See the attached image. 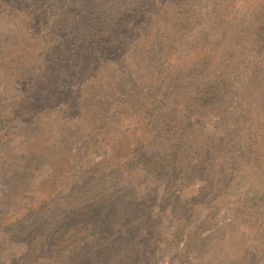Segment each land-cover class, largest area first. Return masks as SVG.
Wrapping results in <instances>:
<instances>
[{
    "label": "rangeland",
    "instance_id": "1",
    "mask_svg": "<svg viewBox=\"0 0 264 264\" xmlns=\"http://www.w3.org/2000/svg\"><path fill=\"white\" fill-rule=\"evenodd\" d=\"M170 1L0 0V264H264L246 178L264 184V163L235 151L254 117L208 96L210 69L245 56L221 50L236 23H204L216 0ZM226 1L233 22L243 2ZM261 44L244 49L264 61Z\"/></svg>",
    "mask_w": 264,
    "mask_h": 264
},
{
    "label": "trees",
    "instance_id": "2",
    "mask_svg": "<svg viewBox=\"0 0 264 264\" xmlns=\"http://www.w3.org/2000/svg\"><path fill=\"white\" fill-rule=\"evenodd\" d=\"M177 1L178 0H175V2L170 1V3L177 4ZM179 1L180 3H182V0ZM197 1L198 0L191 1L190 6ZM233 1L236 2L237 0H231L230 2ZM244 1L246 4L244 3ZM216 2L221 3L222 7L219 4V9H216V7H213L212 9L211 5V9L209 11H212L214 20L210 21V18L208 16H205L204 23H236L233 25L224 26L223 37L230 38L232 40V43H230L229 45H223L221 47V50L222 52L236 53L242 51L240 55L245 56L237 57V59L234 60L230 54L226 56L224 55L226 64L224 65V62L220 61V71L226 69L227 67L229 68V66L233 63L234 69L232 73H229V75L227 72H224V74L222 75L220 71H218V67H212L210 69V75H216V77L220 76V78H217L219 79L217 83H208L210 87L213 86L208 96L215 94L218 90L217 88L221 85V87L226 88V91L229 94L227 99L235 101L234 110L233 112H229V114L231 115H228L229 118L234 119L235 121H239V118H242L244 113L252 115V117H254L253 122L248 128L240 127L238 130H236L237 132H239L238 139L240 141V145L235 149V151H237L241 155L244 154V158H246L245 160L247 161V163L250 162L252 169L255 170L253 166H257L259 164L261 165L262 163H264V132H258L259 128L264 125V119L262 120V118H260V111L262 110V104L264 102V95H262L264 94V61L263 59L254 58L253 53H250L251 51H249V49L245 51L244 44L249 40H252L254 44H258L260 41L262 44L264 43V37L259 40L258 38L252 37L253 35L250 34L251 26L250 24H248L259 22L263 23L264 27V0H240L241 3L243 2L244 11L241 12L239 17L231 18V20H234L233 22L225 21L224 19H222L223 16L228 14L225 10V5L226 3H228V1L216 0ZM191 8H187L185 10V12L188 14L187 16L193 15L194 11L196 13L198 12V10H196L194 7L191 6ZM94 21L98 22L96 20ZM242 23H247V25H243ZM217 28L218 27L213 26L211 27V31H216ZM261 31H264V28L263 30L261 28ZM202 45H204V43H202L201 46ZM216 45H213V48H216ZM212 59L213 58H210L206 62L209 63ZM197 60L200 63L202 61L199 59ZM31 100V92L28 91V89L21 90L19 104L22 103V106L19 107L18 105V110L22 112V110H26L28 108L27 105L30 107ZM228 107L231 108L230 105H228ZM241 132L246 133L245 138L243 139V143ZM207 147V151L211 150L212 148V146ZM247 176V179H250V177L252 178L255 185L262 184V189H264V184L261 181V176L256 175L254 172L248 173ZM85 190V188L79 187L75 192L77 197H70L69 199L72 201L73 209L75 210L77 215H79V212L81 211V200L84 199L83 191ZM92 194V197H94L96 191L93 190ZM262 205L264 206V204Z\"/></svg>",
    "mask_w": 264,
    "mask_h": 264
}]
</instances>
